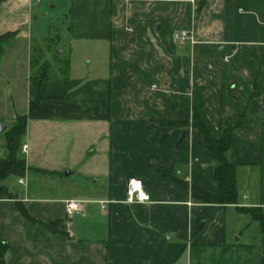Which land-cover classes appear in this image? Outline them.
I'll list each match as a JSON object with an SVG mask.
<instances>
[{
	"label": "crops",
	"instance_id": "obj_1",
	"mask_svg": "<svg viewBox=\"0 0 264 264\" xmlns=\"http://www.w3.org/2000/svg\"><path fill=\"white\" fill-rule=\"evenodd\" d=\"M36 4L0 0V35L15 33L0 47V109L10 114L0 175L7 137L27 115L20 166L0 182L15 197L0 192L7 264H192L193 244L260 247V224L239 207L264 210V0H70L72 38L109 46L108 68L95 75L73 74L63 49L46 56L49 44L34 45ZM181 29L196 42L177 41ZM19 80L25 111L9 93ZM194 108L217 136L237 125L235 204L192 196V187L221 192L199 130L173 124ZM132 178L151 201H126ZM69 199L82 211L67 215Z\"/></svg>",
	"mask_w": 264,
	"mask_h": 264
},
{
	"label": "rangeland",
	"instance_id": "obj_2",
	"mask_svg": "<svg viewBox=\"0 0 264 264\" xmlns=\"http://www.w3.org/2000/svg\"><path fill=\"white\" fill-rule=\"evenodd\" d=\"M38 1H41V4H36L34 15L35 19L36 16L38 17L37 22L42 28H40L42 41L34 40L33 43L42 47H44L45 43L50 45L47 50L42 49L41 52L43 54L47 56L50 51L54 54V52L56 53L58 50L63 49L64 52H61L62 60L73 62L71 68L73 74L83 71L86 74L95 75L97 69L108 68L106 62L109 58V46L107 42L79 41L72 38L73 35L69 28L73 23L70 0ZM35 24L36 22H33V27ZM9 51L7 52L10 53ZM20 74L21 76H18V73H16L15 76L23 80L26 72L24 74L22 71ZM17 86L18 89L9 87V93L13 94L17 108L25 111V106L23 105L24 97L17 99L18 93H22L20 80ZM7 109V107L0 109V123H4L10 115H8ZM12 179L13 177L11 176L10 180ZM50 180L53 179L50 178ZM36 185L38 187L39 183L37 182ZM260 254L259 247L240 245L238 242L235 245H226L218 248H195L192 254V264H259Z\"/></svg>",
	"mask_w": 264,
	"mask_h": 264
},
{
	"label": "trees",
	"instance_id": "obj_3",
	"mask_svg": "<svg viewBox=\"0 0 264 264\" xmlns=\"http://www.w3.org/2000/svg\"><path fill=\"white\" fill-rule=\"evenodd\" d=\"M15 35L14 32L6 33L0 35V47L2 43ZM42 97L36 99L33 104L30 114L34 115ZM27 115H20L18 117L17 124H15L7 137V147H8V164L5 170L0 175V182L3 178L7 177L11 168L13 166H20L17 162V152L22 142V137L26 128ZM173 124L177 126H189L192 125L194 128L198 129L205 146L210 150L212 157L216 163L215 166V178L221 183V192L214 194L197 187H192V196L194 200L199 202L207 203H219V204H235L238 200V188H237V167L238 164L231 161L228 152L232 145V135L236 130L237 125H226L224 127L223 134L221 136L215 135L213 129L209 124H207L198 109H193V117L191 121H176ZM180 181L188 186L187 182ZM0 192H5L10 198H15L14 195L8 191L4 186L0 185ZM22 213L28 216L26 210L21 207ZM239 210L250 214L253 221L260 224L261 227V242H260V252L264 253V210L262 207L255 206H242ZM253 246V245H249ZM195 248H206L201 245L193 244L191 253L193 254V249ZM8 242H0V264H7L8 259Z\"/></svg>",
	"mask_w": 264,
	"mask_h": 264
},
{
	"label": "built area",
	"instance_id": "obj_4",
	"mask_svg": "<svg viewBox=\"0 0 264 264\" xmlns=\"http://www.w3.org/2000/svg\"><path fill=\"white\" fill-rule=\"evenodd\" d=\"M174 38L177 41H180L182 43L190 42L195 43L196 37L192 31H189L187 29H181L174 33ZM24 151L27 150V145H24L23 147ZM179 173L181 171H178ZM186 180L189 178L186 176ZM23 182V180H21ZM126 201L128 203H135V202H148L151 201V195L149 192H147L144 188L143 180L140 178H132L130 179L128 183V189H127V198ZM83 209L82 202L77 199H69L66 202V213L69 216H72L74 214H77L81 212Z\"/></svg>",
	"mask_w": 264,
	"mask_h": 264
},
{
	"label": "water",
	"instance_id": "obj_5",
	"mask_svg": "<svg viewBox=\"0 0 264 264\" xmlns=\"http://www.w3.org/2000/svg\"><path fill=\"white\" fill-rule=\"evenodd\" d=\"M6 128V126L2 123H0V132L4 131ZM65 174L66 175H69L70 174V171H65Z\"/></svg>",
	"mask_w": 264,
	"mask_h": 264
}]
</instances>
